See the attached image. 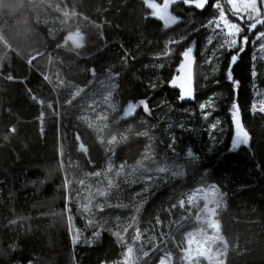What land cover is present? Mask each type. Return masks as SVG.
Wrapping results in <instances>:
<instances>
[{"label":"trees","instance_id":"1","mask_svg":"<svg viewBox=\"0 0 264 264\" xmlns=\"http://www.w3.org/2000/svg\"><path fill=\"white\" fill-rule=\"evenodd\" d=\"M33 3L0 0V37L15 50L6 49L0 54L4 57L0 61V251H8L7 258L0 256V264L29 261L100 264L103 233L110 235L109 230H116L117 223L125 226L133 214L132 205L146 197L145 208L168 188L177 190L172 203L177 207L170 204L157 217L140 212L136 226L151 227L157 235L170 233L167 246L172 264H185L180 248L191 226L184 227V219L176 224L182 214L179 202L197 189L214 184L226 194V206L219 210L218 219L229 243L227 264H264V115L250 113L254 87L264 88V68L259 66L257 76L251 77L254 61L250 45L240 55L238 66H234V77L240 81L234 93L224 78L227 53L220 54V63L215 67L206 61L215 44L206 47L209 32L201 24L215 14L212 8L201 13L183 4L174 7L173 14H181L183 20L165 27L162 21L149 15L151 10L143 0H34ZM32 5L47 9V22L39 14L35 16ZM64 10L77 15L65 18ZM96 24L103 27L97 28ZM18 28L26 38L16 33ZM77 28L85 35V46L81 49L64 44L68 33ZM181 36L187 38L179 44L167 45L171 51H166L167 41ZM20 40H24L22 44ZM58 44L63 46L57 48ZM189 46L193 47L196 59L199 91L196 97L212 101V107L205 109L210 112L207 119L193 102L179 100L178 90L168 83L181 63L180 53ZM37 51L44 55L30 66L27 60ZM125 51L135 59L123 61ZM90 69L95 70L94 74ZM40 74L48 75L52 83L43 81ZM8 75L13 80L9 81ZM59 77L64 81L61 88L59 82L58 86L55 83ZM214 80L220 83L214 84ZM150 81L157 83L155 90L148 86ZM77 88L83 91L72 98ZM28 89L44 101L43 106L31 98ZM63 91L69 92L71 103L60 109ZM109 92L111 99L105 101ZM141 98H148L151 115L139 108L135 117L126 119L124 108ZM233 100L240 105L252 140L249 147L230 150L234 128L228 109ZM49 101L53 109L47 108ZM41 111L43 132L38 119ZM97 115H106L107 119L96 120ZM217 119V127L210 128ZM89 121L101 126V130L109 129L108 134L103 130L102 138L98 139L97 131L88 128ZM181 124L183 128L178 127ZM10 126H15V134L8 133ZM61 130L71 139L67 148L70 152L62 148V157L58 156ZM145 131L147 136L137 135ZM76 133L88 147L87 154L78 150ZM112 136L117 139L110 145L107 141ZM173 136L175 142L169 147ZM188 149L197 155L196 159L188 156ZM146 150L154 154L146 162L149 171H134L136 161L143 158ZM121 164L125 167L117 177L115 173ZM109 165L111 173L106 172ZM161 166L169 172H156ZM172 171L180 174L172 176ZM96 172L101 175H93ZM149 175L151 181L147 179ZM65 176L70 181L67 190L63 187ZM106 178L113 179L119 188L111 189L108 197L101 198L96 190L107 188ZM81 180L83 185L79 183ZM145 187L147 192L143 191ZM89 202L91 212L85 213L83 205ZM98 203L103 204V212L96 208ZM116 204L128 207L109 206ZM53 212L59 215H52ZM69 216L73 234L69 231ZM157 218L160 224L156 223ZM97 228L101 235L94 237L92 233ZM77 230L80 242L73 246L71 236ZM134 230L129 229L125 236L129 244H133ZM86 241L93 243L89 245ZM13 242L15 250L6 249ZM143 246L139 242L133 244L137 256H142ZM160 257L159 250L154 251L140 264L145 260L147 264H157Z\"/></svg>","mask_w":264,"mask_h":264},{"label":"snow or ice","instance_id":"2","mask_svg":"<svg viewBox=\"0 0 264 264\" xmlns=\"http://www.w3.org/2000/svg\"><path fill=\"white\" fill-rule=\"evenodd\" d=\"M143 3L151 10L150 16L152 18L158 19L159 21L163 22V25L165 27H168L170 25H177L182 22L183 17L181 14H173L171 11V8L174 4L180 3L188 8L199 10L201 13L206 11L208 8H212L215 10V14L212 15L206 22V24H201V27L205 28H212L213 31L219 30L224 35L223 42L219 45V48L221 50V54L227 53V60L225 63V71H224V78L230 82V84L233 87V91H235L240 86V81L234 77V66H238V60L240 59L241 53L245 52L248 45L251 43L253 46L256 45L258 41H264V31L255 32V39L250 42V38L247 34H245V31L249 33H253L254 30L257 29V26H264V0H226V3L228 5V10L226 12L225 7L222 5L221 0H162V3L156 2V0H143ZM56 11H61L59 5H57ZM228 13L231 14V16L234 19H230ZM62 15L65 18H68L69 16L77 15L75 12H69L67 10L62 11ZM239 21V22H234ZM242 24H246V29L242 27ZM95 27L102 28L103 24H96ZM101 37L103 36V33H100ZM186 36H181L179 39H172L167 41L166 43V51H171L167 48V45L171 44H179L182 42V40L186 39ZM71 41L73 49H81L85 46V35L80 31L79 28H77L74 32H69L68 35L64 39V44H66L68 41ZM209 43H212L211 40L208 41ZM0 43H2L7 50L15 51L12 49L11 45L7 42L6 39L0 37ZM194 44V42H193ZM62 44H58L56 47L60 48L62 47ZM259 49L261 51H264V43H259ZM19 54V53H17ZM44 55V53L37 51L35 55H31L29 59L27 60V63L31 66L33 64V61L37 59V57ZM215 55V53H213ZM180 56L182 57L181 63L179 64L178 71L181 73L179 76H173L168 83L172 87L179 88V96L178 99L183 100H191L195 99L194 94V80L193 75L191 72V67L193 64V47L189 46L185 48L181 53ZM4 57H0V61H3ZM121 59L125 62H127L128 59H135V57H129V54L125 51ZM218 59V57H217ZM255 58L253 57V60ZM211 63V59L208 61ZM162 67V65H161ZM90 71L94 74L95 70L90 69ZM216 71V68H213V72ZM257 70L255 65L253 64L250 69V75L251 77L257 76ZM41 79L43 81L48 82L49 84L52 83V80L50 77L46 74H40ZM117 75H119L117 73ZM9 81L13 80V77L11 75H8L6 77ZM207 79V77H205ZM214 84H219V80H214ZM59 84L63 85L64 81L59 80ZM151 90H155L157 88V83L149 82V85ZM81 91L83 89L77 88L72 93V98H75L76 96H79ZM29 94L31 95V98L36 101L39 105H44V101L42 99H38L35 95L31 93V89H28ZM111 99V92L108 93V95L105 97V101H108ZM67 103H71V100H68ZM212 107V101L211 98H209L206 102L199 103V109L204 115V118L207 119V117L210 115V112L205 111V109ZM48 109H53V103L49 101L47 103ZM140 108L144 113L151 115V108L149 107V101L148 98H141L136 102H129L127 106L123 110V115L125 117H128L136 112V110ZM229 115L231 118V123L234 128V135L231 139V145L230 150L238 149L241 146L249 147L250 142L252 140V137L249 133V131L246 129L242 114H241V108L239 103L236 102V100H233L230 104V107L228 109ZM257 112L264 115V99H260L257 102L254 100L251 103L250 106V113L255 115ZM38 119L41 122V132H43V120H44V112L41 111ZM106 115H97L96 120H106ZM219 124V120L217 119L215 123H212L210 125V128L215 129L217 125ZM88 128L94 129L95 131L99 132L101 131V128L91 121L87 124ZM178 127L183 128L184 126L178 125ZM8 133L15 134L16 128L15 126H10L8 128ZM137 135L147 136L148 133L145 132H139ZM98 139H101L99 136ZM5 140L8 139V136L6 135L4 137ZM116 136H112L111 139L107 141L108 144H113L116 142ZM122 139H126V137H122ZM74 141L78 146V150L81 153L87 154L88 147L86 144L82 141L81 135L79 133H76L74 136ZM101 142H103L101 140ZM175 142V137H172V144L169 145V147H172V145ZM187 154L190 158L196 159L197 155L192 152L191 149L187 150ZM152 153L149 151H145L143 158L136 161V164L133 168V170H143L145 172H148L149 169L146 167V162L151 161L153 159ZM58 156H63V150L62 148L58 151ZM62 167V163H61ZM124 164H121L119 169L116 171L115 175L117 177L120 176L121 172L124 170ZM106 172L111 173L112 172V166L109 165V167L106 169ZM156 172L158 173H168L169 169L167 167H158L156 169ZM180 173H177L175 171L171 172L172 176H177ZM93 175L99 177L101 175L100 172L93 173ZM107 179V188H97L96 195L101 198L108 197L110 194V190L113 188H119V184L114 182L111 178ZM149 181L152 180V176L149 175L147 177ZM69 179L67 176H65L63 181V187L67 190L69 187ZM81 185H83L84 181H79ZM144 192H147V188L143 189ZM201 192L203 193V207L197 212L196 214V220L202 225V227L195 229L194 231H189L185 233L184 236V246L180 248V252L182 253V260L186 262V264H201V260H204L207 262V264H227V255L229 251V243L225 239L224 235L222 234V225L221 221L218 219V212L221 208L225 207V193H223L220 188L217 185H212L209 190L201 189ZM139 195V193L137 194ZM67 199V197H66ZM194 197L188 196L187 202L188 205L191 206L194 203ZM90 203H85L83 205V210L85 213H90ZM146 203V197L144 199H141L138 203H135L131 207L133 208V214L131 215L130 222L127 223L125 226L121 227L119 223L115 225L116 230H109L110 235L115 238L116 242L123 247V252L121 255V259L119 261L111 262V264H140V261L143 258H147L150 255V251H154L156 249L155 241L153 238H149L152 247L145 251L142 250V256H137L135 254V250L133 248V244L140 241L141 239V232L138 226H136L137 223V217L138 214L141 212V209L143 208L144 204ZM110 207L115 208H123L128 207L123 204H116V205H109ZM185 202L181 200L179 202V207L184 208ZM172 208L177 207L176 204L171 205ZM96 208L100 211H104L103 204L98 203L96 205ZM52 215H59L58 213L53 212ZM117 221L120 220V217H116ZM69 220V231L71 232V216L68 217ZM11 223H15V221H12ZM89 224H92V220H88ZM157 224H160L159 219L156 220ZM135 228L134 234L132 236L133 244H129L125 236L129 232V229ZM92 235L94 237H99L101 235V230L97 228V230L93 231ZM161 239H163V234L161 235ZM80 242V235L79 231L77 230L74 235L71 236V243L73 246L77 245ZM89 245L93 243V241H86ZM16 244L13 242L12 244H9L6 246V249L15 250ZM0 256H3L7 258L8 251H0ZM28 264H33L32 261H29ZM102 264H109L108 261H102ZM144 264H147V261H144ZM158 264H172V254L166 253V255H163L159 258Z\"/></svg>","mask_w":264,"mask_h":264},{"label":"rangeland","instance_id":"3","mask_svg":"<svg viewBox=\"0 0 264 264\" xmlns=\"http://www.w3.org/2000/svg\"><path fill=\"white\" fill-rule=\"evenodd\" d=\"M29 1L31 2V4H34L33 3L34 0H29ZM36 1H39V0H36ZM156 2L162 3V0H156ZM221 3L225 7V10L227 12L228 5L226 3V0H221ZM32 8H33V11L35 13V16H37L39 14L41 17V20L47 22L48 12H47L46 8H43L42 10H40L38 5H32ZM228 15H229L230 19H234L230 13H228ZM234 22H239V21H234ZM242 27H244L246 29V24H242ZM16 30H17L16 33L19 34L21 37H23V38L27 37L26 34L21 31V29L18 28ZM259 31H264V26L258 25L257 29L254 30L253 33H249L247 31H245V34H247L249 36L250 42H251L252 40L255 39L254 33L259 32ZM208 32H209V34H208V38L206 41V47L213 44V43L215 44V46H214V49L211 50V53L207 55L206 61H207V64L215 67L220 63L221 50L219 48V45L223 42L224 35L219 30L213 31L212 28H208ZM15 40L19 41V39H15ZM209 40H211L212 43H209L208 42ZM23 41L24 40H20L19 44H22ZM259 43H264V41H258L255 46H253L251 43L249 44L251 49H252L253 57L255 58L253 60L254 61L253 63L256 67V70H258L259 66L264 68V51H261L259 49ZM66 44L72 45L70 40ZM4 50L6 51L4 45L3 44L0 45V54L3 53ZM213 53H215V55H213ZM217 57H218V59H217ZM210 59H211V63L208 62ZM195 62H196V59L194 57V51H193V64L191 67V72H192L193 78L195 79V90H196V92H195V99H191V100L186 99V100L189 102H193L196 105L197 110L199 112H201V110L199 109V103L205 102V101H200L196 97L199 91H198V86H197L198 77L196 75ZM179 75H181V73L177 70V73L175 76H179ZM59 80H60V77H59ZM58 82H59L58 78H56V80H55L56 85L58 84ZM59 88H61L60 84H59ZM172 88L177 89L178 92L180 91L179 88H177V87H172ZM254 88H255L254 89V100L258 104V101L260 99H264V88L263 87L262 88L261 87H259V88L254 87ZM61 99H63V100H61ZM69 99H70L69 98V92L63 91L62 92V98H59V104H58V106H60L59 108L62 109L63 106L68 105L67 101ZM186 100H183V101H186ZM111 108L114 109V107H111ZM123 116H121L120 120L123 119ZM99 123H101V122H99ZM103 130H105V135L109 131V129H107L105 127ZM103 130H101L100 132H97V134L100 138H102V136H103V134H102ZM106 130H107V132H106ZM70 142H71V139L69 137V134L67 132H63V130H61V146L63 147V149L68 151L67 148L70 145ZM111 145H113V144H111ZM68 152H70V151H68ZM61 163H63V162H61ZM145 188H147V187H145ZM210 188L211 187L201 188V189L209 190ZM201 189H197L196 191H194L188 195V196L191 195L195 198L193 205H191V206L188 205V202H187L188 196L185 198V200H183L185 202V206H184V208H181L182 214H180L179 218L175 221L177 224L182 219H184L185 220V223L183 224L184 227L191 226V229L188 230L187 232L194 231L195 229L202 227V225L196 220V214L203 207V203H204L203 193L201 192ZM147 190H148V188H147ZM176 195H177V190L175 188L166 189L161 194H159L156 198H154L151 201V203H149V205H147L145 208H142L140 214H152L154 217H157L156 215L159 211L166 209L167 206H169L170 204L172 205V203L175 202ZM71 229H72L71 234H73V232H74L73 227H71ZM140 232H141V239L138 242L143 243V245H144L143 248L145 251L149 250L152 247V243H151L149 238H153L155 241V245H156V249L154 251L159 250V252L161 253V256L166 255V253H169V246H167V245H168V242L170 239V233H162L163 239H161L162 234L157 235L154 232V230L151 229V227H148L147 229H140ZM134 245H135V243H134ZM103 247H104V251H103V254L100 258V264H102V261H108L109 264H111V262L119 261L121 259V255H122L121 245H119L116 242L115 238L113 239L108 233H103ZM154 251H150V254H152ZM185 264H186V262H185ZM201 264H207V262L204 260H201Z\"/></svg>","mask_w":264,"mask_h":264},{"label":"water","instance_id":"4","mask_svg":"<svg viewBox=\"0 0 264 264\" xmlns=\"http://www.w3.org/2000/svg\"><path fill=\"white\" fill-rule=\"evenodd\" d=\"M179 5H182V4H180V3L174 4V5L172 6L171 10H172L174 7H177V6H179ZM0 77H2L1 72H0ZM193 80H194V94H195V92H196V90H195V79L193 78ZM138 111H139V109H137L136 112H135L134 114H132V115L126 117V119H132L133 117H135V116L137 115Z\"/></svg>","mask_w":264,"mask_h":264},{"label":"bare ground","instance_id":"5","mask_svg":"<svg viewBox=\"0 0 264 264\" xmlns=\"http://www.w3.org/2000/svg\"><path fill=\"white\" fill-rule=\"evenodd\" d=\"M59 107H60V106H59ZM57 108H58V107H57ZM59 114H60V113H59ZM60 115H61V114H60ZM59 117H60V116H59ZM60 120H61V118H60ZM60 120H59V121H60ZM61 148H63V147H61Z\"/></svg>","mask_w":264,"mask_h":264}]
</instances>
